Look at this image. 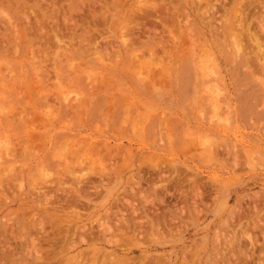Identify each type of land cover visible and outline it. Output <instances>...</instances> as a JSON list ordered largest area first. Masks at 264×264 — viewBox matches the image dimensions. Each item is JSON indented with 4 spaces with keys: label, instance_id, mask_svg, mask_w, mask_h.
<instances>
[{
    "label": "rangeland",
    "instance_id": "rangeland-1",
    "mask_svg": "<svg viewBox=\"0 0 264 264\" xmlns=\"http://www.w3.org/2000/svg\"><path fill=\"white\" fill-rule=\"evenodd\" d=\"M145 1L0 0V264H264V0Z\"/></svg>",
    "mask_w": 264,
    "mask_h": 264
},
{
    "label": "bare ground",
    "instance_id": "bare-ground-1",
    "mask_svg": "<svg viewBox=\"0 0 264 264\" xmlns=\"http://www.w3.org/2000/svg\"><path fill=\"white\" fill-rule=\"evenodd\" d=\"M133 1H134V0H133ZM139 1H140V0H139ZM141 1H142V0H141ZM144 1H145V0H143V3H144ZM147 1H148V0H147ZM147 1H145V3H146ZM214 1H215V0H214ZM225 1H226V0H225ZM136 2H137V1H136ZM149 2H150V1H149ZM153 2H154V1H153ZM153 2H152V3H153ZM51 3H52V2H51ZM128 3H129V2H128ZM139 3H140V2H139ZM141 3H142V2H141ZM141 3H140V4H141ZM14 4H15V3H14ZM134 4H135V3H134ZM140 4H139V5H140ZM169 4L171 5V3H169ZM169 4H168V5H169ZM49 5H50V4H49ZM58 5H59V4H58ZM137 5H138V4H137ZM141 5H142V4H141ZM147 5H148V3H147ZM147 5H146V6H147ZM149 5H152V4L149 3ZM165 5H166V4H165ZM170 5H169V6H170ZM3 6H4V5H3ZM42 6H43V5H42ZM52 6H53V5H52ZM52 6H51V7H52ZM93 6H94V5H93ZM127 6H128V5H127ZM132 6H134V5H132ZM143 6H144V4H143ZM159 6H160V4H159ZM163 6H164V5H163ZM166 6H167V5H166ZM4 7H5V6H4ZM56 7H57V6H56ZM125 7H126V6H125ZM136 7H138V6H136ZM171 7H172V6H171ZM2 8H3V7H2ZM43 8H44V7H43ZM93 8H94V7H93ZM142 8L147 9V7H142ZM150 8H151V7H150ZM169 8H170V7H169ZM222 8H223V6H222ZM15 9H16V8H15ZM139 9H140V7H139ZM160 9H162V8H160ZM160 9H159V10H160ZM226 9H227V8H226ZM239 9H241V7H240ZM239 9H238V10H239ZM140 10H141V9H140ZM143 10H144V9H143ZM167 10H168V9H167ZM170 10H172V9L170 8ZM50 11H51V10H50ZM122 11H123V10H122ZM145 11H148V9L145 10ZM150 11H151V10H150ZM150 11H149V12H150ZM168 11H169V10H168ZM10 12H11V11H10ZM33 12H34V11H33ZM152 12H153V11H152ZM155 12H156V11H155ZM181 12H182V11H181ZM244 12H245V11H244ZM1 13L3 14V11H2V10H1ZM4 13H5V12H4ZM21 13H22V12H21ZM23 13H24V12H23ZM34 13H35V12H34ZM54 13H55V12H54ZM88 13H89V12H88ZM140 13H142V12H140ZM158 13H159V12H158ZM167 13H169V12H167ZM175 13H176V12H175ZM253 13H254V12H253ZM56 14H57V13H56ZM148 14H149V13H148ZM164 14H166V13H164ZM238 14H239V13H238ZM238 14H237V15H238ZM247 14H248V13H247ZM3 15H5V14H3ZM8 15H9V13H8ZM26 15H27V14H26ZM33 15H34V14H33ZM40 15H41V14H40ZM143 15H144V14H143ZM146 15H147V14H146ZM151 15H152V14H151ZM155 15H156V14H155ZM167 15H168V14H167ZM167 15H166V16H167ZM255 15H256V14H255ZM0 16H1V15H0ZM37 16H38V15H37ZM157 16H158V14H157ZM6 17H7V15H6ZM49 17H50V16H48V18H49ZM54 17H55V16H54ZM56 17H57V16H56ZM172 17H173V16H172ZM37 18H38V17H37ZM141 18H142V17H141ZM143 18H144V17H143ZM157 18H158V17H157ZM170 18H171V17H170ZM176 18H177V17H176ZM176 18H175V19H176ZM237 18H238V17H237ZM26 19H27V18H26ZM168 19H169V16H168ZM173 19H174V18H173ZM50 20H51V19H50ZM50 20H49V21H50ZM55 20H56V19H55ZM66 20H67V18H66ZM89 20H90V19H89ZM148 20H149V19H148ZM153 20H154V19H153ZM153 20H152L151 22H153ZM176 20H177V19H176ZM235 20H236V19H235ZM11 21H12V20H11ZM11 21H10V22H11ZM166 21H167V20H166ZM173 21H174V20H173ZM238 21H239V20H238ZM243 21H244V20H243ZM92 22H93V21H92ZM160 22H163V19H162V18H160ZM83 23H84V22H83ZM86 23H88V22H86ZM154 23H155V20H154ZM166 23H168V22H166ZM174 23H175V22H174ZM261 23H262V22H261ZM84 24H85V23H84ZM84 24H83V25H84ZM10 25H11V24H10ZM149 25H150V24H149ZM159 25H161V23H160ZM237 25H238V24H237ZM15 26H16V25H15ZM147 26H148V25H147ZM151 26H152V25H151ZM239 26H240V25H239ZM250 26H251V25H250ZM261 26H262V25H261ZM33 27H34V26H33ZM53 27H54V26H53ZM82 27H83V26H82ZM94 27H95V26H94ZM148 27H149V26H148ZM156 27H157V26H156ZM161 27H162V26H161ZM262 27H263V26H262ZM58 28H59V27H58ZM149 28H150V27H149ZM146 29H147V28H146ZM164 29H165V28H164ZM233 29H234V28H233ZM240 29H241V27H240ZM262 29L264 30V28H262ZM51 30H52V29H51ZM128 30H129V29H128ZM128 30H127V31H128ZM144 30H145V28H144ZM234 30H235V29H234ZM241 30H242V29H241ZM263 30H262V31H263ZM28 31H29V30H28ZM32 31H33V30H32ZM129 31H130V30H129ZM29 32H30V31H29ZM49 32H50V31H49ZM130 32H131V31H130ZM130 32H129V33H130ZM157 32H158V31H157ZM160 32H161V31H160ZM178 32H179V31H178ZM185 32H186V31H185ZM51 33H52V32H51ZM56 33H57V32H56ZM59 33H60V32H59ZM64 33H66V32H64ZM235 33H236V31H235ZM184 34H185V33H184ZM189 34H190V33H189ZM237 34H238V33H237ZM243 34H245V33H243ZM250 34H251V33H250ZM28 35H30V34H28ZM83 35H84V34H83ZM121 35H122V34H121ZM240 35H241V34H240ZM158 36H159V35H158ZM234 36H235V35H234ZM251 36H252V35H251ZM258 36H259V35H258ZM87 37H88V36H87ZM87 37H86V38H87ZM252 37H253V36H252ZM27 38H28V37H27ZM84 38H85V37H84ZM140 38H141V37H140ZM175 38H176V37H175ZM175 38H174V39H175ZM51 39H52V38H51ZM254 39H255V38H254ZM238 40H239V39H238ZM238 40H237V41H238ZM256 40H257V38H256ZM1 41H2V40H1ZM177 41H178V40H177ZM254 41H255V40H254ZM91 42H93V41H91ZM167 42H168V41H167ZM256 42H257V41H256ZM249 43H250V42H249ZM5 45H6V44H5ZM258 45H259V44H258ZM261 45H262V44H261ZM153 46H154V45H153ZM263 46H264V44H263ZM18 47H19V46H18ZM154 47H155V46H154ZM246 47H247V46H246ZM250 47H251V46H250ZM260 47H261V46H260ZM152 48H153V47H152ZM152 48H151V49H152ZM262 48H264V47H262ZM88 49H89V48H88ZM255 49H256V47H255ZM154 50H155V49H154ZM251 50H252V49H251ZM259 50H260V48H259ZM247 52H248V49H247ZM256 52H258L257 49H256ZM256 52H254V54H255ZM258 53H259V52H258ZM101 54H102V53H101ZM259 54H260V53H259ZM107 56H108V55H107ZM251 56H252V55H251ZM258 56H259V55H258ZM258 56H257V57H258ZM260 58H261V56H260ZM254 59H256V61H258L257 58H254ZM258 62H259V61H258ZM258 62H256V63H258ZM250 63H251V62H250ZM251 64H252V63H251ZM256 65H258V64H256ZM256 65H255V66H256ZM252 66H253V64H252ZM262 66H263V65H262ZM204 70H205V69H204ZM205 74H206V73H205ZM207 76H208V75H207ZM112 100H113V99H112ZM20 113H21V112H20ZM35 140H36V139H35ZM25 144H26V143H25ZM2 148H3V147H2ZM26 152H28V151H26ZM21 154H22V153H21ZM24 154H25V153H24ZM157 169H158V168H157ZM73 171H74V170H73ZM116 177H117V176H116ZM166 177H167V176H166ZM74 178H75V177H74ZM133 178H134V177H133ZM163 178H164V177H163ZM78 180H79V179H78ZM136 180H137V178H136ZM48 181H49V180H48ZM137 181H138V180H137ZM68 182H69V181H68ZM78 182H79V181H78ZM135 182H136V181H135ZM132 183H133V182H132ZM65 184H67V183H65ZM82 184H83V183H82ZM138 186H139V185H138ZM78 187H79V186H78ZM130 187H131V186H130ZM153 187H154V184H153ZM85 188H86V187H85ZM136 188H137V187H136ZM138 188H139V187H138ZM81 189H82V187H81ZM88 189H89V188H88ZM133 189H134V188H133ZM140 189H141V188H140ZM149 189H150V188H149ZM149 189H148V190H149ZM74 190H75V189H74ZM82 190H83V189H82ZM134 190H136V189H134ZM146 190H147V189H146ZM66 191H67V190H66ZM75 192H76V191H75ZM142 192H143V191H142ZM148 192H149V191H148ZM133 193H134V191H133ZM145 193H147V192H145ZM145 193H144V195H145ZM153 193H154V192H153ZM64 194H65V193H64ZM87 194H88V193H87ZM154 194H155V193H154ZM46 195H47V194H46ZM84 195H85V194H84ZM137 195H138V194H137ZM142 195H143V194H142ZM53 196H54V195H53ZM77 196H78V195H77ZM86 196H87V195H86ZM140 196H141V195H140ZM91 197H93V196H91ZM143 197H144V196H143ZM150 197H151V195H150ZM68 198H69V197H68ZM81 198H82V197H81ZM141 198H142V197H141ZM192 198H193V197H192ZM62 199H63V198H62ZM74 199H75V198H74ZM200 199H201V198H200ZM47 200H48V199H47ZM145 200L148 201V199H147L146 197H145ZM161 200H162V199H161ZM54 201H56V199H55ZM54 201H53V202H54ZM63 201H64V200H63ZM66 201H67V200H66ZM66 201H65V203H67ZM147 201H146V202H147ZM195 201H196V200H195ZM57 202H58V201H57ZM59 202H60V200H59ZM59 202H58V203H59ZM72 202H73V201H72ZM80 202H82V201H80ZM84 202H85V201H84ZM129 202H130V201H128V203H129ZM140 202H141V201H140ZM154 202H155V201H154ZM48 203H49V202H48ZM51 203H52V202H51ZM65 203H64V204H65ZM75 203H76V202H75ZM75 203H74V204H75ZM77 203H78V202H77ZM86 203H87V202H86ZM150 203H151V202H150ZM52 204H54V203H52ZM60 204H61V203H60ZM60 204H58V205H60ZM82 204H83V203H82ZM80 205H81V203H80ZM83 205H84V204H83ZM83 205H82V206H83ZM77 206H78V205H77ZM84 206H85V205H84ZM88 206H89V205H88ZM131 206H132V204H131ZM131 206H130V207H131ZM183 206H184V205H183ZM68 207H69V206H68ZM184 207H185V206H184ZM54 208H55V207H54ZM61 208H62V207H61ZM71 208H74V207H71ZM164 209H165V208H164ZM184 209H185V208H184ZM133 210H134V209H133ZM26 212H27V211H26ZM31 212H32V211H31ZM79 213H80V212H79ZM160 213H161V212H160ZM135 214H136V213H135ZM155 215H156V213H155ZM26 216H27V215H26ZM158 217H159V216H158ZM155 218H157V216H156ZM166 218H167V217H166ZM133 219H134V218H133ZM146 220H147V219H146ZM156 220H157V219H155L154 221H156ZM162 220H163V219H162ZM7 221H9V220H7ZM32 221H33V220H32ZM148 221H150V220H148ZM138 222H139V221H138ZM150 222H151V221H150ZM163 222H164V221H163ZM8 223H9V222H8ZM142 223H144V222H142ZM164 223H165V222H164ZM161 224H162V221H161ZM113 225H114V224H113ZM138 225H139V224H138ZM148 225H150V224H148ZM157 225H158V223H157ZM157 225H156V226H157ZM43 226H44V225H43ZM105 226H106V225H105ZM156 226H155V227H156ZM161 226H163V225H160V227H161ZM73 227H74V226H73ZM103 227H104V226H103ZM165 227H166V226H165ZM107 228H108V227H107ZM148 228H149V227H148ZM85 229H86V228H85ZM85 229H84V231H85ZM90 229H91V228H90ZM21 230H22V229H21ZM86 230H87V229H86ZM129 230H130V229H129ZM142 231H143V230H142ZM162 231H163V230H162ZM20 232H21V231H20ZM42 232H43V231H42ZM82 232H83V231H82ZM154 232H155V231H154ZM57 233H58V231H57ZM146 233H147V232H146ZM21 234H22V233H21ZM132 234H133V233H132ZM62 235H63V234H62ZM86 237H87V236H86ZM59 238H60V237H59ZM84 239H85V238H84ZM87 240H88V239H87ZM35 242H36V241H35ZM47 243H48V242H47ZM50 244H51V243H50ZM29 245H30V244H29ZM47 250H48V249H47ZM10 251H11V250H10ZM262 251H263V250H262ZM58 252H59V251H58ZM36 254H37V253H36ZM5 255H6V254H5ZM15 256H16V255H15ZM57 256H58V255H57ZM11 257H12V256H11ZM4 258H5V257H4ZM8 258H10V257H8ZM42 258H43V257H42ZM42 260H43V259H42ZM8 261H9V260H8ZM35 261H36V260H35ZM37 261H38V260H37ZM40 261H41V259H40ZM121 261H122V260H121ZM143 261H144V260H143ZM167 261H168V260H167ZM5 263H6V262H5ZM261 263H263V262H261ZM14 264H15V263H14ZM34 264H35V263H34ZM137 264H138V263H137Z\"/></svg>",
    "mask_w": 264,
    "mask_h": 264
}]
</instances>
